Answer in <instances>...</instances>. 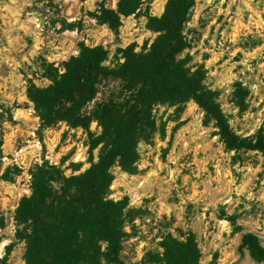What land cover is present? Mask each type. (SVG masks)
<instances>
[{"label": "rangeland", "instance_id": "rangeland-1", "mask_svg": "<svg viewBox=\"0 0 264 264\" xmlns=\"http://www.w3.org/2000/svg\"><path fill=\"white\" fill-rule=\"evenodd\" d=\"M119 2L0 0V259L7 264H27L16 212L31 195L35 168L48 162L66 177L81 175L101 152L90 144L102 132L97 122L91 133L65 122L47 127L30 90L50 86L83 46H102L114 67L124 62L120 51H147L158 36L150 18H160L168 0H142L116 34L98 17ZM184 33L183 57L205 67L233 132L264 133V0H195ZM154 115L157 131L138 145L135 171L113 168L109 197L129 205L124 263L165 264L163 240L191 233L198 264H264L243 242L252 234L264 249V153L230 149L194 101L181 110L160 105Z\"/></svg>", "mask_w": 264, "mask_h": 264}, {"label": "trees", "instance_id": "trees-1", "mask_svg": "<svg viewBox=\"0 0 264 264\" xmlns=\"http://www.w3.org/2000/svg\"><path fill=\"white\" fill-rule=\"evenodd\" d=\"M142 4V0H120L117 10L103 7L99 22L118 34L122 17L134 14ZM194 6L195 0H168L164 14L150 18L158 36L147 51H120L124 62L110 67L106 65L109 51L83 46L66 63L63 74L51 76L50 86L30 90L45 126L65 122L91 133L95 121L102 132L90 143L92 150L101 146L99 159L85 173L66 177L48 162L31 173V195L22 198L16 212L23 226L19 238L26 243L27 264H101L103 260L125 264L121 251L129 205L109 197L113 168L135 171L138 145L156 133L154 110L160 105L181 110L194 101L230 149L264 153L263 130L254 139L235 134L216 91L208 86L205 67L190 65V59L183 57L190 48L184 30ZM93 102L92 111H87ZM243 242L254 258L264 260V249L254 235H245ZM162 247L165 264H198L200 251L191 233L184 241L171 235ZM0 263L7 264V257Z\"/></svg>", "mask_w": 264, "mask_h": 264}]
</instances>
